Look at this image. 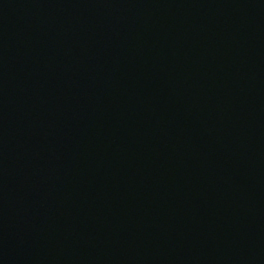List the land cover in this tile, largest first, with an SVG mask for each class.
Masks as SVG:
<instances>
[{
    "label": "water",
    "instance_id": "water-1",
    "mask_svg": "<svg viewBox=\"0 0 264 264\" xmlns=\"http://www.w3.org/2000/svg\"><path fill=\"white\" fill-rule=\"evenodd\" d=\"M0 264H264V0H0Z\"/></svg>",
    "mask_w": 264,
    "mask_h": 264
}]
</instances>
